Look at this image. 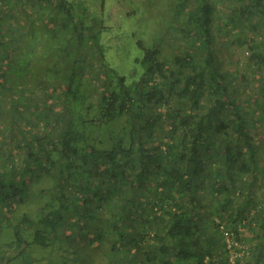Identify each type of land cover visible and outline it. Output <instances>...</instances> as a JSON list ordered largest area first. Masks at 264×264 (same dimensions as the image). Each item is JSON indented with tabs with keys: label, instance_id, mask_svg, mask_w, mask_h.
<instances>
[{
	"label": "trees",
	"instance_id": "1",
	"mask_svg": "<svg viewBox=\"0 0 264 264\" xmlns=\"http://www.w3.org/2000/svg\"><path fill=\"white\" fill-rule=\"evenodd\" d=\"M16 1L5 0L0 19ZM241 1L229 21L243 35L232 42L249 43L253 74L264 66L253 33L264 27V0ZM35 2L62 27L43 71L63 86L50 83L32 104L12 101L0 130L11 136L0 154V264L7 252L33 264L31 245L58 254L40 264H264V78L259 97L237 96L242 85L213 46L211 2L179 25L190 49L169 65L147 47L129 78L102 64L104 48L72 2ZM0 47V72L15 75V48L1 38Z\"/></svg>",
	"mask_w": 264,
	"mask_h": 264
},
{
	"label": "rangeland",
	"instance_id": "2",
	"mask_svg": "<svg viewBox=\"0 0 264 264\" xmlns=\"http://www.w3.org/2000/svg\"><path fill=\"white\" fill-rule=\"evenodd\" d=\"M69 1L73 3L75 20L81 17L86 24L93 26L91 32L96 34L98 41L93 46H103L104 48V56L99 58L102 64L105 60L109 66L127 78L133 76V71L139 68L136 58L141 57L147 47L157 45L156 47L161 50V60L167 61L166 63L169 65L176 52L191 48L179 27L183 25L190 11L191 14L193 13L195 4L200 2V0ZM209 1L214 8L211 22V29L214 35L213 46L219 57L224 60V67H227L237 76V79H233L234 84L242 85L237 96L259 97L260 94L257 87L264 78V66L261 65L262 69L260 70H253L254 73L252 74L246 66L249 62L248 58L250 56L255 57L251 53L252 49L248 48L249 43L242 39L232 42V40H236L238 35L242 36L243 32L240 29V25L229 21V13H234L231 19L238 16V8L241 6L242 1ZM6 4L5 0H0V8ZM16 4V6L13 3L9 5V9L13 10L12 15L7 14L0 19V38L7 42V45L9 44V46L15 48L11 50L13 59L10 64L15 75L12 72L5 73L4 69L6 66L0 72V130L7 124L8 118L15 115L12 112V101L21 98L23 101L32 104L37 101L36 98H39L42 92L44 97L47 95L51 87L49 86L50 83L59 90L63 86L61 77L48 76L43 71L44 66H48L55 59V55L58 54L59 49L57 46H62L64 42L62 27L58 25L56 20L52 19L54 12L50 11L44 2L41 3L42 5L39 8L30 7L32 9L29 8L31 5L27 3V0L16 1ZM35 5L38 6V3L35 2ZM52 28H56V33H52ZM244 31L245 33H252L247 26ZM253 33L256 34V45L262 46L261 50L264 53V27L257 26ZM139 40L142 41L143 46L139 44ZM49 46H52L51 50L56 52L55 55L54 53L51 55L48 50ZM43 60L45 61L43 62ZM24 61L26 66L23 63ZM242 75L247 78L248 82H242ZM38 78L41 80H38ZM39 81L43 84L40 90L38 85H34L35 82L39 83ZM95 96L96 91L92 90V97L95 98ZM43 99L45 98H41V100ZM25 109L31 112L28 105H25L20 110ZM17 123L18 126H23L22 119ZM27 125L30 127L29 124H25V128H27ZM3 135L0 132V154L7 149V141L11 137L8 134L5 137ZM18 143L20 144L19 148L17 144H13V153L21 151L22 146L25 145L21 140ZM2 161L3 158L0 157V164ZM248 200L252 199L250 196L245 195L243 201ZM12 213L13 211L8 214L12 215ZM259 215V220H262L264 213L259 212ZM8 230L5 229L6 232ZM27 251L34 257L33 264L45 263L49 259L48 254L58 259L56 252L36 245L29 246ZM11 256H13L12 252L5 253L3 262L16 264L23 261L20 257Z\"/></svg>",
	"mask_w": 264,
	"mask_h": 264
}]
</instances>
